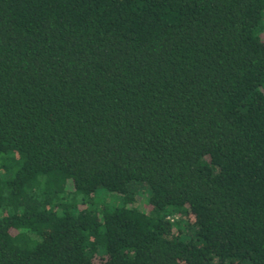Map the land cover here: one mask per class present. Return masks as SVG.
<instances>
[{"label":"trees","instance_id":"16d2710c","mask_svg":"<svg viewBox=\"0 0 264 264\" xmlns=\"http://www.w3.org/2000/svg\"><path fill=\"white\" fill-rule=\"evenodd\" d=\"M0 264H264V0H0Z\"/></svg>","mask_w":264,"mask_h":264},{"label":"rangeland","instance_id":"374dc122","mask_svg":"<svg viewBox=\"0 0 264 264\" xmlns=\"http://www.w3.org/2000/svg\"><path fill=\"white\" fill-rule=\"evenodd\" d=\"M141 199H146V200H139L137 201L140 205V208L143 210V211H148V197L146 196V191L143 192L142 194V197Z\"/></svg>","mask_w":264,"mask_h":264}]
</instances>
